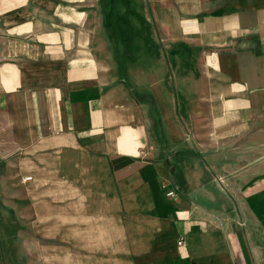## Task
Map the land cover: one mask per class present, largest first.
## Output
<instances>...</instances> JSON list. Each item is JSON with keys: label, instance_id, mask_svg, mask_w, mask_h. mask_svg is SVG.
I'll use <instances>...</instances> for the list:
<instances>
[{"label": "crops", "instance_id": "crops-1", "mask_svg": "<svg viewBox=\"0 0 264 264\" xmlns=\"http://www.w3.org/2000/svg\"><path fill=\"white\" fill-rule=\"evenodd\" d=\"M122 1L0 0L4 241L22 264H260L264 224H232L218 192L222 152L264 135V0H124L196 52L176 90L114 73Z\"/></svg>", "mask_w": 264, "mask_h": 264}, {"label": "rangeland", "instance_id": "rangeland-1", "mask_svg": "<svg viewBox=\"0 0 264 264\" xmlns=\"http://www.w3.org/2000/svg\"><path fill=\"white\" fill-rule=\"evenodd\" d=\"M138 1L130 5L123 0L106 22L112 55L109 61L114 64V73L132 86L138 80L146 83L153 79L169 83L168 86L176 90L174 73L179 65L192 63L196 52H185L179 57L174 48L166 50L160 38L154 35L152 24L143 18V8ZM110 9L108 6L107 10ZM257 142L238 137L221 155L229 171L220 172L235 174L231 182L220 185L218 192L219 206L225 209L232 224H264V135ZM207 167V173L216 172ZM3 169L4 164L0 161V172ZM4 225L0 224V239L3 240L0 243V264H22L17 240L4 241L5 236L13 237L15 231L4 228ZM256 247L260 249V264H264V240Z\"/></svg>", "mask_w": 264, "mask_h": 264}, {"label": "built area", "instance_id": "built-area-1", "mask_svg": "<svg viewBox=\"0 0 264 264\" xmlns=\"http://www.w3.org/2000/svg\"><path fill=\"white\" fill-rule=\"evenodd\" d=\"M25 180H26V181H30V180H31V177H26ZM168 196L173 198V197H174V192H172V191L169 192Z\"/></svg>", "mask_w": 264, "mask_h": 264}, {"label": "trees", "instance_id": "trees-1", "mask_svg": "<svg viewBox=\"0 0 264 264\" xmlns=\"http://www.w3.org/2000/svg\"><path fill=\"white\" fill-rule=\"evenodd\" d=\"M116 10V9H115ZM110 12H112V14H114L115 12L112 10V11H110ZM111 15V14H110ZM110 15H109V17H110ZM110 20V18H108V20L107 21H109ZM106 21V22H107Z\"/></svg>", "mask_w": 264, "mask_h": 264}]
</instances>
